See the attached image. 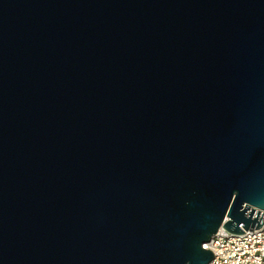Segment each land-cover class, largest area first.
<instances>
[{"label": "water", "instance_id": "95a60500", "mask_svg": "<svg viewBox=\"0 0 264 264\" xmlns=\"http://www.w3.org/2000/svg\"><path fill=\"white\" fill-rule=\"evenodd\" d=\"M262 224L264 0H0V264H209Z\"/></svg>", "mask_w": 264, "mask_h": 264}, {"label": "built area", "instance_id": "2783aa9c", "mask_svg": "<svg viewBox=\"0 0 264 264\" xmlns=\"http://www.w3.org/2000/svg\"><path fill=\"white\" fill-rule=\"evenodd\" d=\"M204 248L213 253L209 264H264V224L244 234L222 227Z\"/></svg>", "mask_w": 264, "mask_h": 264}]
</instances>
